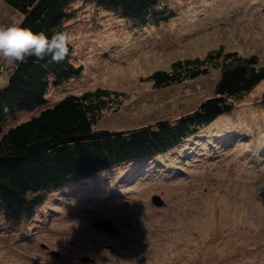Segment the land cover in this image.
<instances>
[{
    "label": "rangeland",
    "instance_id": "rangeland-1",
    "mask_svg": "<svg viewBox=\"0 0 264 264\" xmlns=\"http://www.w3.org/2000/svg\"><path fill=\"white\" fill-rule=\"evenodd\" d=\"M164 2L176 15L159 27L128 26L92 0L71 2L68 30L84 71L52 89L51 100L98 86L117 90L94 127L133 128L194 110L214 95L221 72L209 63L206 74L156 87L148 78L156 69L220 48L264 63V0ZM22 19L0 0V25ZM12 66L0 61V86ZM234 110L191 137L188 154L170 150L140 177L130 167L114 168L82 189L52 195L16 228L0 215V264H264V158L255 151L264 79ZM30 114L21 111L4 125Z\"/></svg>",
    "mask_w": 264,
    "mask_h": 264
},
{
    "label": "trees",
    "instance_id": "trees-1",
    "mask_svg": "<svg viewBox=\"0 0 264 264\" xmlns=\"http://www.w3.org/2000/svg\"><path fill=\"white\" fill-rule=\"evenodd\" d=\"M5 1L23 13L19 26L44 31L49 36L63 31L70 40L64 61L52 63L50 58L29 57L13 64L7 81L0 86V215L15 228L32 219L52 195L78 190L84 182L114 168L130 167L140 177L152 160L168 155L170 150L188 154L191 150L186 144L191 137L235 111L236 102L264 79V63L256 54L247 56L220 48L204 58H179L170 69L150 73L148 78L154 86H168L206 74L210 71L208 64L213 63V67H221L214 95L175 119H159L125 129L95 128L117 90L98 86L53 101L49 97L52 89L80 77L84 71L83 62L74 60L75 46L67 23L73 15L69 5L74 0ZM92 1L126 19L132 27H159L162 20L176 15L164 0ZM24 110L31 111L29 117L5 127L9 117ZM254 134L258 137L257 132ZM263 141L264 128L256 141L260 160L264 158V150L260 149ZM119 184H113L111 194ZM7 231L14 234V229Z\"/></svg>",
    "mask_w": 264,
    "mask_h": 264
},
{
    "label": "clouds",
    "instance_id": "clouds-1",
    "mask_svg": "<svg viewBox=\"0 0 264 264\" xmlns=\"http://www.w3.org/2000/svg\"><path fill=\"white\" fill-rule=\"evenodd\" d=\"M69 43L63 31L49 36L16 24L0 25V61L8 64L25 62L29 57L60 63L69 53Z\"/></svg>",
    "mask_w": 264,
    "mask_h": 264
},
{
    "label": "water",
    "instance_id": "water-1",
    "mask_svg": "<svg viewBox=\"0 0 264 264\" xmlns=\"http://www.w3.org/2000/svg\"><path fill=\"white\" fill-rule=\"evenodd\" d=\"M154 202L155 203H157V204H161L162 203V201L158 198V197H154ZM102 225H104L105 227H107V228H111L107 223H102Z\"/></svg>",
    "mask_w": 264,
    "mask_h": 264
}]
</instances>
